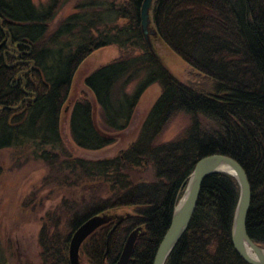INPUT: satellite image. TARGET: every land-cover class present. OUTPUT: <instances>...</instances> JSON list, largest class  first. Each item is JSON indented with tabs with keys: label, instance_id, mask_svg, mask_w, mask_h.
Returning <instances> with one entry per match:
<instances>
[{
	"label": "trees",
	"instance_id": "obj_1",
	"mask_svg": "<svg viewBox=\"0 0 264 264\" xmlns=\"http://www.w3.org/2000/svg\"><path fill=\"white\" fill-rule=\"evenodd\" d=\"M72 1L74 12L52 30ZM144 1L48 0L37 6L33 0H0V151L32 148L53 171L46 182L67 186L71 194L46 215L41 264H71L73 235L96 216L108 222L82 247L88 264H116L136 230L129 264H154L196 164L211 155L230 157L247 173V231L264 249V0L154 3L158 38L210 86L182 82L149 48L141 26ZM112 46L121 56L91 72L84 80L89 93L72 99L83 64ZM156 84L161 94L137 139L116 156L90 160L66 147V111L75 145L100 151L129 129L142 96ZM180 114L190 118L189 125L160 142ZM142 168L154 170V179L136 180L133 171ZM2 173L0 166V179ZM239 196L234 176L207 177L192 221L166 264H249L232 240ZM12 257L0 245V264H14Z\"/></svg>",
	"mask_w": 264,
	"mask_h": 264
},
{
	"label": "rangeland",
	"instance_id": "obj_2",
	"mask_svg": "<svg viewBox=\"0 0 264 264\" xmlns=\"http://www.w3.org/2000/svg\"><path fill=\"white\" fill-rule=\"evenodd\" d=\"M33 2L40 6L46 4L48 0H33ZM74 6L75 2L72 1L61 10L51 24L52 30H55L66 17L74 12ZM153 44L162 62L182 82L210 86L208 80L199 77L196 71L159 38L154 37ZM120 56L121 52L116 46L98 50L91 55L77 73L72 99L79 97L81 93H89V90L85 88L84 80L91 72ZM133 88L134 84L128 91H132ZM161 91L158 84L147 89L138 104L129 129L117 134L115 144L100 151L83 150L75 145L70 134V113L66 111L62 122V136L66 147L75 156L90 160L116 156L137 139L142 124ZM96 118L97 120L100 118L99 111L96 112ZM189 123L190 118L180 114L171 121L160 137V142L175 139ZM0 166L3 168L0 179V245L4 252L13 255L14 264H41L39 238L46 215L51 210L55 211L65 197H71L67 190L69 187H58L54 183L46 182L53 171L46 162L37 159L30 147L8 148L0 151ZM133 172L136 180L154 179V170L150 168ZM81 251L82 248L80 250L82 264H88Z\"/></svg>",
	"mask_w": 264,
	"mask_h": 264
},
{
	"label": "water",
	"instance_id": "obj_3",
	"mask_svg": "<svg viewBox=\"0 0 264 264\" xmlns=\"http://www.w3.org/2000/svg\"><path fill=\"white\" fill-rule=\"evenodd\" d=\"M155 2L156 0H145L141 10L142 31L151 50H155L153 38H158V33L153 28L152 20V10ZM215 173H226L234 176L240 186V196L232 228V240L237 252L249 264H264V249L251 240L247 231V219L252 204V190L248 175L237 161L224 155H211L201 159L196 164L183 196L175 207L170 228L158 248L154 264H166L170 254L184 236L192 221L199 204L205 179ZM107 222L106 216H96L86 221L75 232L70 244L71 264H82L80 250L84 242ZM120 222L117 221L109 237ZM137 238L138 230L131 233L128 237L121 257L116 264H129Z\"/></svg>",
	"mask_w": 264,
	"mask_h": 264
},
{
	"label": "flooded vegetation",
	"instance_id": "obj_4",
	"mask_svg": "<svg viewBox=\"0 0 264 264\" xmlns=\"http://www.w3.org/2000/svg\"><path fill=\"white\" fill-rule=\"evenodd\" d=\"M11 49H13V50H17V49H16V46H15V47H12ZM17 57H18V55H17Z\"/></svg>",
	"mask_w": 264,
	"mask_h": 264
}]
</instances>
